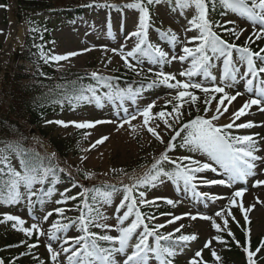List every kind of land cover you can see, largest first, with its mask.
I'll return each mask as SVG.
<instances>
[{
	"label": "rangeland",
	"instance_id": "rangeland-1",
	"mask_svg": "<svg viewBox=\"0 0 264 264\" xmlns=\"http://www.w3.org/2000/svg\"><path fill=\"white\" fill-rule=\"evenodd\" d=\"M20 1L22 0H9V5H6L0 0V60L7 59V64L0 68V110L3 111L10 109L12 103L10 96L14 89V86L12 88V81L15 85V77L19 76V67L22 65L16 60L29 31L27 20L21 22L19 18L26 15L29 16V19L42 18L43 16L32 9L24 16H19V6L16 9L15 4L17 2V5H19ZM48 1L53 5H57L60 2H88L91 0ZM134 2V0H96L85 16L74 24L60 23L53 32L52 39L47 44L51 58L68 56V59L65 60L56 61L53 59L56 70L62 73L72 72L88 75L96 73V76L113 77L121 73L124 68L127 69L124 60L113 50H122L127 54L138 42V38L132 36V33L139 30L142 13L139 8L128 6ZM117 5L124 6V9L115 10ZM148 12L150 17L149 27L146 43L142 45V48L150 43L167 53L168 59L158 61L147 57L143 59L129 57L128 62L133 65L135 70L128 68L126 71L139 73L137 75L144 78L156 77V73H165L162 66L165 63L170 68L171 74L175 76L176 81L200 83L209 88L213 86L224 87L225 93L228 95H236L239 92L240 95H237L231 103L225 101V104L220 106L222 109L227 107V112H223L219 120L213 121L218 126L231 123L232 114L239 110L249 99L255 98L256 90L261 87V81L264 80V73H258L256 77H253L248 72L247 62L241 59V53L233 49L232 67L236 76L235 80H232L230 76L224 78V56L218 59L213 76L205 75L204 70L192 77L180 76V72L191 68L192 58L189 57L184 61L172 60L171 58L184 55V47L195 48L198 44V41L190 42L192 37L199 35V29L189 23L198 15L195 5H190L181 10L170 8L168 1L154 0L152 8ZM12 15L18 17V27L23 32V38L16 45L13 52L3 55L4 33L9 31ZM230 21L232 23H229ZM214 25L224 38L233 40L234 45L238 47H248L250 49V45L253 43L258 44L259 53L264 56V52H261V49H264V35L257 39L254 34L260 33L261 25L258 21H254L247 16H241L238 12L227 8L225 15L219 21L215 20ZM229 29H234L239 34L238 38L232 31H228ZM173 33L177 37L175 42L171 40ZM160 34L164 35L166 40L159 39ZM70 53H77V55L70 56ZM25 67L32 69L28 64ZM26 73L31 74V71L26 70ZM212 77H215L214 81ZM248 79L253 80L252 91H248ZM23 83L27 84V81L25 80ZM179 91H182V89L147 90L139 93L134 100L114 97L112 100L96 102L84 109L67 110L49 117L41 124L40 131L46 135L42 139L38 133L31 134L33 128H30V143L32 145L40 144L50 156H53L54 152L49 147L48 140L51 143L58 144L67 155L65 162L69 170L74 175L80 176L82 180L75 186L71 182L59 183L56 193L51 197H45V201L38 204V206L35 205V194L41 191V184H33L31 189H25L22 186L21 201L17 207L8 208L0 205V249L2 253L5 255L16 253V258L24 260L26 264H69L71 251L65 252L62 249L80 250V245H77L75 240L82 236V232L77 209L72 203L64 202L62 198L64 192L69 190H72L75 196L83 195L86 193L87 185L91 184H113L121 188L112 196L95 197L93 216H96V210H99V213L104 217L95 221V224H106L113 227L104 229L96 227L94 224L89 227V231L95 234L117 237L119 233L115 229L127 226L134 220L130 217L124 225L118 224V217L122 216L125 211L121 204L124 197L128 195L126 188H123V184L132 185L137 182L148 171V167H151V161H156L165 152L167 142L174 135L173 130L180 128L182 123L190 117V108L183 106L180 108L183 115L180 116L179 123L175 122L176 114L172 112L173 107L170 108V105L176 102L175 97ZM188 91L194 95L204 97L212 93L206 94L199 89L192 88ZM186 98L188 99L187 104L191 101V98L188 96ZM149 103H154L155 106L152 109L148 123L145 124L140 112ZM217 106L218 101L213 102L206 107L207 112L205 110L200 112H202L203 117L211 118L214 114H217L215 113ZM260 108L261 105H253L246 110L245 115L235 120V125L251 123L254 125L253 127L239 128L234 126L229 130H233L238 136L258 133L264 144V111H261ZM125 109H127V112H125ZM161 111L167 114L164 118H160L158 115ZM132 115H135L136 119L131 120L130 124L125 123V119H130ZM165 120L172 125L171 128L165 125ZM49 121H63L68 126L64 127L57 123H49ZM96 121H102L103 123H96L95 127L83 129L76 128L74 124L69 123H94ZM108 121H111V123H108ZM121 124H123V127H120ZM148 128L154 129L164 142L161 143L160 140L156 139L148 131ZM103 136H107L108 139L103 143L96 144V141ZM35 138H39L40 141H36ZM44 139L46 143L43 141ZM94 144L95 147H93ZM169 155L171 159L190 157L200 161L201 164L210 163L217 169L216 172L204 170L195 173L197 177L194 181L196 184L195 192L200 193L199 196L193 194L190 186L186 188L182 181L177 183L169 179H161L162 182L157 181L155 184L146 183L136 189L137 205H149L157 212L153 216L155 219H150L152 225L154 227L160 224L165 225L163 228H158V235L174 233L173 237L181 235H195L197 237L193 240L190 249L177 255L180 259L177 264H191L193 259L197 261V264H217L219 262L221 264H248L245 251L243 257L229 256L225 252L220 234L222 232L228 234L230 231L233 234L231 236L239 241L241 236L245 235L247 239L253 240L254 245L257 241L264 242V199L255 196L251 202L246 199V195L252 188H255L256 182L260 179L262 171H264V145L262 149L254 153V155L260 157L254 162L256 165L253 170L254 174L248 176L245 180L233 181L230 186L206 185L203 183L205 180H227V174L220 166L211 161L206 153L190 150L187 146L182 151L171 152ZM10 164L16 169L19 168V163L16 160H12ZM184 164H189V161H184ZM82 181L87 182V184H83ZM236 191H242V196L235 197L234 193ZM141 192L145 194L144 199L146 201H155V203L140 204L139 194ZM205 193L207 196L203 195ZM212 197L216 198L212 199ZM166 199L173 200L175 207L171 211L162 212L160 210H165L166 205H169L165 202ZM241 206L244 211L241 210ZM58 209L64 210L63 215L58 214ZM49 212L52 213L51 216H48ZM216 212H222L224 215L222 217L216 216ZM229 212L231 215L228 214ZM245 212L248 217L247 222L244 219ZM187 214L195 215L198 218L192 220ZM7 215L23 219L25 221L23 227L26 229H31L32 224H37L40 232L32 230L31 236L25 235V233L18 230L21 227L20 225H16L15 221L5 219ZM202 215L208 216L210 219H200L199 216ZM45 216L48 217L47 220L44 219ZM174 217H182V219L176 220L175 223H168ZM225 219L228 221L226 229L223 227ZM212 220L221 225V231L217 232L212 227ZM56 222L67 224L68 227L57 232L54 239H50L49 230H51L52 224ZM177 228L181 230L175 232ZM142 233L143 226H140L130 243L134 244ZM246 233L248 234L246 235ZM34 236L37 238L36 242L30 240ZM215 237H219L220 240H216ZM149 241L153 242L154 237H149ZM208 241H211V244L206 248L204 245ZM82 243L83 241H81ZM32 245L36 246L33 247ZM48 246L59 253L55 262L48 252ZM255 248H258L257 245H255ZM255 250L251 251L255 252ZM127 251L130 254L132 249L129 248ZM197 251L202 253L201 257L195 256ZM213 251L220 258L219 260L212 256ZM253 258L260 260V264H264V248H261ZM115 259L122 262L124 257L117 253ZM149 264H160V262L153 256Z\"/></svg>",
	"mask_w": 264,
	"mask_h": 264
},
{
	"label": "snow or ice",
	"instance_id": "snow-or-ice-1",
	"mask_svg": "<svg viewBox=\"0 0 264 264\" xmlns=\"http://www.w3.org/2000/svg\"><path fill=\"white\" fill-rule=\"evenodd\" d=\"M154 0H148V3H153ZM195 5L198 15L194 17L189 23L199 29V35L197 37H192L190 42L198 41V44L195 48L184 47L183 53L181 56H173L171 59L180 61H184L189 57L192 58L191 68L189 70L180 72V76L192 77L199 73L201 70H204L205 75H208L206 65L208 64L210 57L207 55V50H210L212 53H218L221 56L225 57L224 60V78L231 77L232 80H235V72L233 70V61H232V50L241 53V59L247 62L248 72L251 73L253 77H256L258 73H264V67L259 68L258 70L254 66L253 57H259L261 60H264V56H261L260 53H254L250 51L248 47H238L234 44H229L225 40H223L217 33L212 31V26L207 19V9L205 0H182L181 7H188L190 5ZM221 4L228 9H231L234 12H238L241 16H247L254 21H258L261 25L260 33H254L257 36V39L261 38L264 35V0H221ZM129 7L139 8L142 15L139 21V30L134 31L132 36L138 38V42L135 47L128 51L125 54L122 50H113L118 55H120L121 59L124 60L125 65L132 69L133 65L128 62L129 57L136 58L137 54L141 56H154L158 58V61H165L168 59L167 53H165L160 48L154 47L152 44L147 43V46L142 48V45L146 43L147 29L149 27V12L148 9L140 2V0H136L133 4L128 5ZM229 23H232L231 21ZM190 30V29H189ZM171 31V30H169ZM228 31H232L233 34L237 35L234 29H229ZM250 39V38H249ZM171 40L175 42L177 40L176 35L173 33L171 36ZM261 52H264V49H261ZM70 56H75L77 53H70ZM52 59L56 61L68 59V56H55ZM139 74V73H137ZM93 78H97L96 73H93ZM156 76L162 77L160 80L161 83L167 84L170 88L182 89V91L178 92V95L175 97L176 100H183L184 97L188 96L191 98V103L194 105L198 99V97L188 89H199L200 91L208 94L212 93H223V97L219 99L218 106L215 109V113L211 118H205L202 116H196L194 119L189 120L187 123L181 125L179 129H174V135L168 141L167 148L161 156L156 159L155 163L152 166V170H154L155 174H151V171L146 172L137 182L133 183L131 186L126 188L128 195L124 197L125 201H129L126 205V211L123 212L122 216L118 217V224L124 225L125 221H128L129 218L135 214V219L132 220L127 226L117 227L115 230L119 233L117 237H113L111 235H98L95 233H91L89 231V227L94 224L96 227H101L104 229H110L113 226H109L106 224H95V221L99 219H103L102 214L97 211L96 216H92L91 213L93 209L85 203V207L88 208V215L81 214L78 217L81 231L84 233L83 236L79 237L75 240L77 245H80V250H71V249H62L65 252L71 251V256L69 257V264H149L150 259L154 256L157 260H159L160 264H171L170 257L175 255L171 246H164L161 241H170L173 238L174 233H169L167 235L160 234L157 235L158 228L165 227L164 224H160L156 227L149 228V226L144 223V217L141 212L137 208V200L132 196L133 188L137 186V184H145L151 183L155 184L157 181H161V177H166L169 180L174 182H183L187 187H191L194 195H201L200 193H196V184L194 181L197 179L195 173L202 172L204 170H211L212 172H216V168L212 166L210 163H202L198 160L191 159L190 157H177L176 159H171L168 155L170 151H173L175 145L173 141L176 138L181 137L182 133L185 135L182 137L183 145L188 146L190 150L202 151L207 154V156L211 159V161L215 162V164L219 165L220 168L223 169L224 173L227 174V180L219 179V180H205L203 181L206 185H225L230 186L233 181H242L245 180L248 176L254 174V169L256 167L255 161L260 159V157L254 155V152L258 151L255 148V141L252 136H232L228 134L225 129H231L234 126L239 128H250L254 125L251 123H243L240 125H235V120L240 119L242 115L246 114V110L253 105H261L260 110L264 111V80L261 81V87L256 90L255 98L249 99L247 102L243 104V106L232 114V122L226 125L218 126L213 123V121L219 120L220 115L223 112H227V107L223 109L220 106L225 104V101L231 103L236 99L237 95H240L239 92L236 95H228L225 93V88L220 86H213L211 88L205 87L200 83H192V82H180L169 83L170 81L175 80V76L171 74L165 73H156ZM212 80H215V77H212ZM223 82V81H222ZM248 91H252L253 80H247ZM95 93L94 89H89ZM115 97L122 98V93H115ZM214 99L215 97H211ZM78 99H87V97L81 96ZM205 104H209V99H205ZM154 103H149L141 112L140 115L144 118V123L147 124L149 121L150 114L152 113V109L154 107ZM183 107V104H177L173 107L172 112L175 113V122L179 123L180 116L183 113L180 112V108ZM207 108L205 111L207 112ZM127 112V109H125ZM160 118H164L167 114L164 111L158 113ZM136 119L135 115H132L130 119H125V123L131 122V120ZM49 123H57L61 126L67 127L68 124H65L63 121H49ZM74 124L76 128H92L95 127L96 123H103L102 121L96 122H85V123H76L69 122ZM111 123V121H108ZM165 125L169 128L172 127L171 124L168 123L167 120L164 121ZM123 127V124L120 125ZM148 131L156 137V139L160 140L161 143L164 141L161 139L159 134L152 128H148ZM107 136L101 137L96 141V144L103 143L107 140ZM95 147V144L93 145ZM162 161H167L168 163L174 165V169L172 171H164L159 168L158 165ZM184 161H189V164L185 165ZM0 163L5 165L6 171L0 169V173L6 175L8 179L5 181V185L8 187V193L6 198L4 199L5 203L14 204L17 203L20 197V187L23 185L25 189H31L33 184L43 183L44 178L48 174V169H38L34 167H30L27 163H23V173L20 171H16L14 168L8 164L7 156H0ZM195 165V167H193ZM257 185L264 184V181H257ZM2 194V193H0ZM242 191H236L234 193L235 197L242 196ZM140 204H154L155 201H146L144 199L145 194L141 192L140 194ZM207 196V194H203ZM76 197H71V199H75ZM216 197H212L215 199ZM165 202L169 205L174 206V201L171 199H166ZM234 203V201H233ZM121 207H125L124 204H121ZM241 210L244 211L241 206ZM58 214L63 215L64 210L58 209ZM231 215V213H228ZM52 213L49 212L48 216H51ZM190 216L192 220H196L198 217L195 215L187 214ZM216 216H223L224 213L216 212ZM47 216L44 217L47 220ZM200 219L208 220L210 217L208 216H199ZM7 221H15L16 225H20L19 231L25 233V235L31 236L32 230H36L40 232V228L37 224H32L31 229H26L23 227L25 221L18 217L7 215L5 217ZM149 219H155V217H149ZM182 219V217H174L172 220L168 221V223H175L176 220ZM234 219V217H233ZM245 221H248L247 214L245 212L244 216ZM75 223V221H73ZM143 225V233L139 235L137 241L132 244L130 243L133 239L134 234H137V229ZM67 224H61L59 222L53 223L51 230H49V238L54 239L55 234L60 232L63 229H67ZM212 227L216 229L217 232L221 231V225L217 224L215 220H212ZM223 227L226 229L228 227V221L225 219L223 221ZM181 229H175V232H179ZM43 234L42 232L40 233ZM248 233H246L247 235ZM228 235H233L230 231ZM149 237H154L155 245L151 246L149 244ZM197 237L195 235H181L177 239L181 242H189L195 240ZM216 240H220L219 237H215ZM81 241L83 243L81 244ZM98 241H104L108 244L112 245V247H104L101 246ZM223 242V241H221ZM211 241L205 243L204 247H209ZM35 247L36 245H32ZM131 248L132 251L129 254L128 249ZM261 248H264V242L261 243L260 247H258L255 252L251 251L249 248H245L244 251L247 255L248 264H256V261L253 259L256 253L260 251ZM48 252L51 254L52 260L55 262L59 256L51 246H48ZM120 254L124 257L122 262H118L115 259L116 254ZM196 257H201L202 253L197 251L195 253ZM212 256L219 260L220 258L217 256L216 252H212ZM0 264H3V261H0ZM191 264H197V261L193 259Z\"/></svg>",
	"mask_w": 264,
	"mask_h": 264
},
{
	"label": "trees",
	"instance_id": "trees-1",
	"mask_svg": "<svg viewBox=\"0 0 264 264\" xmlns=\"http://www.w3.org/2000/svg\"><path fill=\"white\" fill-rule=\"evenodd\" d=\"M2 1L4 4L9 5V0ZM95 1H69L60 2L57 5L51 4L48 0H22L19 2V16H24L31 9L41 13L43 16L42 18L29 19V16L26 15L25 17L19 18L21 22L27 20L29 23V31L26 35L23 48L16 60V62L22 65L19 67V76L15 77V85H13L12 81V88L14 86V89L10 95L12 100L10 109H8L9 111L0 110V156H7L8 164L11 160L17 159L21 169L16 171H20L21 173L24 171L23 163H27L30 167L41 170L48 169V174L42 184L48 185L50 189H45L43 191L44 193L50 192L49 194H51L50 190L56 189L59 182H71L77 185L82 178L77 174L74 175L69 170L65 162L67 155L61 150L58 144L49 142L54 151L53 157L49 156L39 144L32 145L29 139L30 128H34L45 138L46 135L40 131L39 127L50 116L69 109L84 108L96 100L114 96L117 92L122 93V96L134 97L136 92L143 88H156L164 85L161 82H152L149 79L140 78L135 74L131 75L126 70H123L113 78L104 76L93 78V75L75 74L72 72L62 73L55 70V63L49 55L47 45L52 39L53 32L60 23H74L83 16L85 10ZM140 2L146 8H151L152 6V4L148 3V0H140ZM175 3H182V0H170L171 5H175ZM205 4L207 15L211 17L208 21L212 24V18L221 17L225 7L219 0H205ZM212 31H214L213 28ZM252 49L256 51L255 47H252ZM27 64L31 65L32 69H27L25 67ZM26 70H30L31 74L26 73ZM25 80L27 84L23 83ZM89 89H94L95 93L89 91ZM81 96L87 97V99H78ZM211 97H208L209 101L212 100ZM205 99L207 98L198 97L194 105L191 101L186 104L183 100H179L176 103L190 108V118L184 121L183 124L198 115L201 116L199 112L207 106L204 102ZM184 135L185 133H182V137ZM182 137L178 141H173L175 145L174 150L184 147ZM154 163L151 165L153 166ZM152 166L147 172L151 171V174L154 175L155 172L152 170ZM158 167L169 172L174 169L167 161H162ZM0 169L6 171L3 163H0ZM7 179L8 177L6 175L0 173V193H2L0 194V204L13 207L19 202L20 197L18 202L14 204L4 202L9 190L5 185ZM83 184H87V182H83ZM123 185L126 186V184ZM118 189L119 187L113 184H91L87 185L85 189L86 193L83 196L71 199L74 196L68 193L66 194V200L73 202L81 214L83 213L87 216L88 208L85 207V203L89 207H92L95 194H111ZM132 196L135 197V194ZM128 202H125V207ZM138 210L144 217V223L149 228H152L147 219L153 211L148 207L138 208ZM133 215L135 214L133 213ZM221 241H223V246L229 256L234 257H243L245 248L251 250L256 244L260 245V242H255L254 245V242L247 240L244 235L238 241L226 233L221 234ZM98 243L101 246L110 247L107 242L98 241ZM161 243L164 246H171L173 251H177L186 245L178 241V239H172L167 242L161 241ZM16 256V253L5 255L0 249V261H3V264H26L24 260L17 259ZM169 259L173 261L174 256ZM254 260L256 264H260V260ZM217 264H221V262Z\"/></svg>",
	"mask_w": 264,
	"mask_h": 264
},
{
	"label": "bare ground",
	"instance_id": "bare-ground-1",
	"mask_svg": "<svg viewBox=\"0 0 264 264\" xmlns=\"http://www.w3.org/2000/svg\"><path fill=\"white\" fill-rule=\"evenodd\" d=\"M23 38V32L18 27V19L17 16L12 15L10 19V26L9 31L7 33H4V54H10L15 49L16 45L20 43V41ZM7 59H1L0 60V68L5 66L7 64ZM36 141H40L39 138H35ZM258 181H264V171L261 173V177ZM262 198L264 199V184H260L255 186V188H252L251 191L248 192L246 195V199L248 202H251V200L254 198Z\"/></svg>",
	"mask_w": 264,
	"mask_h": 264
},
{
	"label": "water",
	"instance_id": "water-1",
	"mask_svg": "<svg viewBox=\"0 0 264 264\" xmlns=\"http://www.w3.org/2000/svg\"><path fill=\"white\" fill-rule=\"evenodd\" d=\"M18 5H17V3H16V7H17ZM31 133H34V131H32Z\"/></svg>",
	"mask_w": 264,
	"mask_h": 264
}]
</instances>
